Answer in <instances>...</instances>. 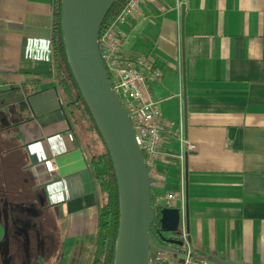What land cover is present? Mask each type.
Here are the masks:
<instances>
[{
  "label": "crops",
  "instance_id": "crops-1",
  "mask_svg": "<svg viewBox=\"0 0 264 264\" xmlns=\"http://www.w3.org/2000/svg\"><path fill=\"white\" fill-rule=\"evenodd\" d=\"M53 3L0 0V158L16 164V179L27 171L53 207L56 258L42 252L40 264H89L99 209L91 160L104 151L89 158L97 139L56 80ZM182 3L178 14L175 0H141L121 27L122 50L149 57L161 73L148 82L161 123L181 124L196 146L181 177L168 157L178 144L164 134L149 170L152 206L161 213L165 195L183 196L198 261L264 264V0Z\"/></svg>",
  "mask_w": 264,
  "mask_h": 264
},
{
  "label": "water",
  "instance_id": "water-1",
  "mask_svg": "<svg viewBox=\"0 0 264 264\" xmlns=\"http://www.w3.org/2000/svg\"><path fill=\"white\" fill-rule=\"evenodd\" d=\"M60 1L67 62L115 174L119 225L113 264H148L151 227L155 222L149 170L136 143L131 121L112 89L98 46L102 20L114 0ZM159 217L162 225L159 240L164 246L161 243L156 246L174 252L165 246L173 241L166 239L163 233L176 232L180 213L164 208Z\"/></svg>",
  "mask_w": 264,
  "mask_h": 264
},
{
  "label": "built area",
  "instance_id": "built-area-1",
  "mask_svg": "<svg viewBox=\"0 0 264 264\" xmlns=\"http://www.w3.org/2000/svg\"><path fill=\"white\" fill-rule=\"evenodd\" d=\"M182 1L175 0V9L178 14H180ZM140 2L141 0H128L113 22L99 35L100 57L108 79L110 78L112 89L131 121L136 143L143 153L148 170L154 169L161 155L160 145L164 134L168 133L178 144V151L168 157L178 163L180 175L183 177L185 159L187 155L196 151V146L184 137L181 124L175 130L169 131L159 119V113L155 109L156 103L150 97L148 82L159 81L161 73L149 57L131 56L122 50L121 27L125 26L129 17L138 10ZM42 166L46 174L53 171L51 159L43 161ZM182 197L180 194L173 193L164 197V208L178 210L180 213L178 231L164 235L166 239L173 241L165 246L176 250L182 256V264H207L195 258L189 243L188 231L183 220ZM166 252L153 245L148 264H168L170 259Z\"/></svg>",
  "mask_w": 264,
  "mask_h": 264
},
{
  "label": "trees",
  "instance_id": "trees-1",
  "mask_svg": "<svg viewBox=\"0 0 264 264\" xmlns=\"http://www.w3.org/2000/svg\"><path fill=\"white\" fill-rule=\"evenodd\" d=\"M127 1L128 0L113 1L102 20L99 35L113 22ZM60 18L61 1L54 0L51 47L56 80L63 92L65 104L68 109L73 114L74 112L80 114L81 117L86 120L88 128L94 133L95 137L99 139L98 141L104 148V153L94 156L91 160V171L98 187L99 209L97 234L92 243L89 264H113L115 242L119 225V201L115 174L105 145L99 136L95 124L82 97L80 96L71 74L62 39ZM72 89L75 90L76 97L73 96ZM79 102H81V104H79ZM152 209L155 215V222L151 227V236L152 245H156L161 243L159 240V233H161V231L159 230V224L157 223V218L160 213L159 210L154 209L153 206Z\"/></svg>",
  "mask_w": 264,
  "mask_h": 264
},
{
  "label": "flooded vegetation",
  "instance_id": "flooded-vegetation-1",
  "mask_svg": "<svg viewBox=\"0 0 264 264\" xmlns=\"http://www.w3.org/2000/svg\"><path fill=\"white\" fill-rule=\"evenodd\" d=\"M3 167L6 169L3 171ZM0 165V264H17L32 261L48 244L50 248L57 245L55 227H51L53 218L44 206L40 189L33 185L27 171L23 179L8 175L11 165ZM159 230L162 231L160 217L157 218ZM49 224V228L46 226ZM53 225V224H52ZM42 243L40 247L36 246ZM34 264H38V260Z\"/></svg>",
  "mask_w": 264,
  "mask_h": 264
},
{
  "label": "rangeland",
  "instance_id": "rangeland-1",
  "mask_svg": "<svg viewBox=\"0 0 264 264\" xmlns=\"http://www.w3.org/2000/svg\"><path fill=\"white\" fill-rule=\"evenodd\" d=\"M72 93H73V96L74 97H76V92H75V90L74 89H72ZM79 104H81V102H79ZM3 119V117L0 115V121ZM83 129H82V127H79L78 128V132L80 133V136H82V134H83V131H82ZM97 140L95 141H91V144H89L90 145V152H88L89 154H88V156H89V158H91L93 155H95V154H97V152H98V149H103V151H104V148H103V145L102 144H100V142L98 141L99 139L98 138H96ZM0 140H1V143H0V146L2 147L3 145H2V142H3V140H2V136L0 135ZM11 145V146H10ZM16 145H15V143L13 142V141H8V145L6 144L5 145V147H15ZM4 148V147H3ZM2 158V157H1ZM1 158H0V165L2 166L3 164L4 165H8V166H10L11 165V169L8 171V175L7 176H9V175H11V173H14V174H16L17 175V172H16V170H15V167H16V164L14 163V162H11V161H9V160H5V159H2L1 160ZM25 163V161L23 160V164ZM2 168H3V171L6 169V167H3L2 166ZM15 171V172H14ZM15 176V175H14ZM25 177V175L23 174V173H21V175H20V178H24ZM45 205L49 208V211H50V213H52V212H54L53 211V207L51 206V205H49V203H47L46 201H45ZM63 224V223H62ZM1 235H2V232H1V229H0V237H1ZM59 235V233H57L56 232V236H58ZM42 243L43 242H41V243H39L38 245H37V243H36V246L37 247H40L41 245H42ZM162 244V243H161ZM48 244L46 243L45 245H43V246H41V248L40 249H42L39 253H38V255L36 254L35 256L36 257H34L33 259H32V262L30 263V261H24L23 263H17V264H34L35 263V261H37L38 260V264H40V257H41V255H42V252H43V254H44V257H45V254H46V252H49V255H50V259L51 258H53V254L55 253V258H56V250L55 249H52V248H50V247H46ZM163 246H164V244H162ZM46 247V248H45ZM91 248H92V245H91ZM90 248V249H91ZM151 249H153V245H152V247H151ZM58 251V250H57ZM167 253V256L169 257V259H170V262L168 263V264H182L183 263V259H182V256L181 255H177V254H175V253H172V252H169V251H167L166 252ZM47 255V254H46ZM47 259H45L44 258V261L43 260H41V264H47V262L48 261H46V260H48V257H46ZM89 258H90V256H89ZM90 260V259H89ZM49 264H52V262H49Z\"/></svg>",
  "mask_w": 264,
  "mask_h": 264
}]
</instances>
